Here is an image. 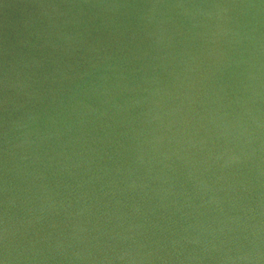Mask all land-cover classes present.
Wrapping results in <instances>:
<instances>
[{
  "label": "water",
  "instance_id": "obj_1",
  "mask_svg": "<svg viewBox=\"0 0 264 264\" xmlns=\"http://www.w3.org/2000/svg\"><path fill=\"white\" fill-rule=\"evenodd\" d=\"M0 264H264V0H0Z\"/></svg>",
  "mask_w": 264,
  "mask_h": 264
}]
</instances>
